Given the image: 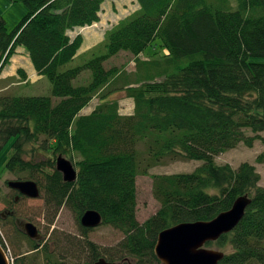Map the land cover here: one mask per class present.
Segmentation results:
<instances>
[{"label":"trees","instance_id":"obj_1","mask_svg":"<svg viewBox=\"0 0 264 264\" xmlns=\"http://www.w3.org/2000/svg\"><path fill=\"white\" fill-rule=\"evenodd\" d=\"M21 1L27 12L14 30L7 31L0 16V71L21 47L49 81L50 94L0 95V150L13 138L5 170L40 175L42 183L34 181L45 204L70 208L77 221L86 209L98 211L101 224L123 233L113 258H106L121 264L127 258L156 264L161 230L210 220L246 195L250 201L237 225L205 244L232 246L216 264H264L260 175L247 161L236 167L215 162L239 142L252 147L259 140L255 161L264 163V63L249 59L264 57V0H135L138 8L106 32L105 52L74 66L81 35L71 39L68 31L98 21L104 0ZM156 39L165 49L161 57L137 58ZM120 51L134 56L130 75L103 65ZM85 70L89 80L73 83ZM16 72L24 80V71ZM118 89L133 99L131 114H120L117 100H104ZM95 95L98 105L79 114ZM39 140L51 157L24 160L23 143ZM58 154L76 157L70 160L74 181H63L56 170ZM168 155L201 163L189 172L150 174L159 207L139 222L136 176ZM79 228L83 237L93 229ZM27 241L29 252L13 264H38L39 255L44 264H79L64 263L41 238ZM85 247V264L105 256L92 241L85 239Z\"/></svg>","mask_w":264,"mask_h":264},{"label":"rangeland","instance_id":"obj_2","mask_svg":"<svg viewBox=\"0 0 264 264\" xmlns=\"http://www.w3.org/2000/svg\"><path fill=\"white\" fill-rule=\"evenodd\" d=\"M137 8L138 4L135 0H106L102 4L98 21L84 29L76 28L75 31L68 32L70 38L80 34L87 41L86 48L78 52L76 57L69 63V66L80 64L91 57L92 54H103L106 49L104 45L106 32ZM26 12L27 8L21 0H0V16L4 19L6 29L9 32L14 30ZM159 45L160 40H154L137 58L145 60L161 57L165 49L160 48ZM249 59L253 62L264 63V57L261 56L250 57ZM134 61V56L131 53L120 51L106 59L103 65L106 69L115 67L121 73L130 75L135 68ZM31 65L23 49L15 48V53L10 57L9 63L0 71V95H49L50 84L46 77L33 75L34 73L29 75L28 72L26 73L23 70ZM18 68H23L22 70L25 73L24 80L16 72ZM89 78L90 73L85 70L80 73L73 83L86 82ZM130 98L125 89H118L108 93L104 100H120L119 104L117 101L119 111L129 113L128 111L132 110L133 107L132 98ZM100 101L99 95L93 96L84 111L98 105ZM245 133L250 134V131L245 130ZM12 141L13 138L9 139L0 150V246L5 245L8 248L12 260L19 259L18 257H23L29 252L27 251L29 248L28 237L25 233L19 231L23 221H30L37 227L40 238L43 242L48 243V248L53 250L57 258L64 261V263L75 261L79 264H85L87 259L85 239L92 241L98 248H101L105 254V259L113 258L114 246L123 238V233L118 229L110 225L101 224L89 230L87 236L83 237L80 233V223L76 220L74 212L64 205L56 211L47 206L42 190H40V195L36 198L19 195L16 200L14 199L18 193L7 186L8 180L31 179L40 183H42V180L40 175L30 178L27 172L16 174L5 170L4 164L11 153ZM22 149V158L24 160L43 161L50 156L48 151L40 148V140L38 142L23 143ZM138 149L144 150L142 143H139ZM260 151L261 144L259 140H255L252 147H246L239 142L234 148L225 150L215 156V162L219 164L229 163L231 166L236 167L240 162L247 161L255 166L260 175L258 184L264 186V163L255 161V157ZM62 156L72 162L76 159V157L70 159L64 154ZM200 163V160H186L179 155H168L153 163L148 168L147 174H138L135 180L136 219L139 222L144 221L159 207V202L153 197L151 192L150 174L189 172ZM9 212H12V214L10 215ZM204 246L223 253H230L233 250L228 243L223 246H218L215 243L205 244ZM109 261L120 263L118 260ZM124 261L126 262L125 264H135V261L131 258H127ZM37 262L38 264H44L42 255H39Z\"/></svg>","mask_w":264,"mask_h":264},{"label":"water","instance_id":"obj_3","mask_svg":"<svg viewBox=\"0 0 264 264\" xmlns=\"http://www.w3.org/2000/svg\"><path fill=\"white\" fill-rule=\"evenodd\" d=\"M55 168L61 173L63 181L76 179L74 164L58 154ZM7 186L19 195L36 198L40 195L38 184L31 179L8 180ZM246 195L237 197L230 208L219 212L210 220L183 221L161 230L154 245V253L158 259L156 264H216L224 255L222 251L205 247V243L215 241L222 234L230 232L243 217L249 204ZM101 215L94 209H86L79 218L83 227L94 228L101 224ZM21 230L30 239H39L37 227L30 221L21 223ZM0 264H9L0 246ZM92 264H118L100 257Z\"/></svg>","mask_w":264,"mask_h":264},{"label":"crops","instance_id":"obj_4","mask_svg":"<svg viewBox=\"0 0 264 264\" xmlns=\"http://www.w3.org/2000/svg\"><path fill=\"white\" fill-rule=\"evenodd\" d=\"M106 0H104L103 1V3L105 2ZM102 3V4H103ZM102 4H101V8H102ZM93 24V23H92ZM89 25H87V26H83V27H76V28H80V30L81 29H84V28H86V27H88ZM76 28H74L73 30L75 31V29ZM73 30H69L68 32H70V31H73ZM72 38V37H71ZM86 44H87V41H86V38H84L82 35H81V44H80V46H79V48L77 49V51H76V53H75V56H74V58L76 57V55L78 54V52L80 51V50H82L83 48H86ZM17 48H21V47H17ZM23 52H24V50H23ZM26 54V53H25ZM26 56H27V54H26ZM23 69V68H22ZM26 73L28 72L29 73V75L31 74V73H34L33 75H39L36 71H35V69L32 67V65L31 66H29L27 69H23ZM131 99V98H130ZM118 101V100H117ZM90 102V101H89ZM125 102H127V101H125ZM125 102H123V103H125ZM131 102H132V106H133V100L131 99ZM120 103V100L118 101V104ZM89 104V103H88ZM87 104V105H88ZM87 105L86 106H84L81 110H80V112H79V114H88L89 112H91L93 109H94V107L95 106H93V107H91L89 110H87V111H84L85 110V108L87 107ZM132 110H133V107H132ZM132 110H130V111H128L129 113H122V112H120L119 111V108H118V111H119V113L120 114H131L132 113ZM83 111V112H82ZM261 149H262V146H261Z\"/></svg>","mask_w":264,"mask_h":264},{"label":"built area","instance_id":"obj_5","mask_svg":"<svg viewBox=\"0 0 264 264\" xmlns=\"http://www.w3.org/2000/svg\"><path fill=\"white\" fill-rule=\"evenodd\" d=\"M3 251H4L5 255H6V258H7L8 262L10 264H12L13 260H12V257L10 255V253H9V250H8V248L6 246H4Z\"/></svg>","mask_w":264,"mask_h":264},{"label":"flooded vegetation","instance_id":"obj_6","mask_svg":"<svg viewBox=\"0 0 264 264\" xmlns=\"http://www.w3.org/2000/svg\"><path fill=\"white\" fill-rule=\"evenodd\" d=\"M18 197H19V196H18ZM18 197H17V198H18ZM14 199H15V197H14ZM9 214L11 215V214H12V212H9ZM4 246H5V245H2V246H1V247H2V249L4 248Z\"/></svg>","mask_w":264,"mask_h":264}]
</instances>
